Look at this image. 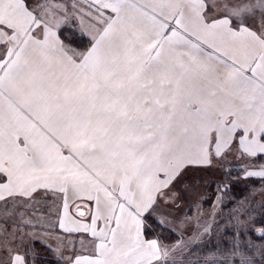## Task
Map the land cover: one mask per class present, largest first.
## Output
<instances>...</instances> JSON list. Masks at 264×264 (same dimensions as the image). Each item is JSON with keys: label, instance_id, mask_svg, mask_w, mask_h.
Returning <instances> with one entry per match:
<instances>
[{"label": "snow or ice", "instance_id": "6c2138e0", "mask_svg": "<svg viewBox=\"0 0 264 264\" xmlns=\"http://www.w3.org/2000/svg\"><path fill=\"white\" fill-rule=\"evenodd\" d=\"M233 161L264 184V0H0V264H185L159 210ZM242 223L205 264H264Z\"/></svg>", "mask_w": 264, "mask_h": 264}, {"label": "rangeland", "instance_id": "374dc122", "mask_svg": "<svg viewBox=\"0 0 264 264\" xmlns=\"http://www.w3.org/2000/svg\"><path fill=\"white\" fill-rule=\"evenodd\" d=\"M226 167L231 169V175L227 177L221 176L220 169L198 173L196 187L192 191L181 193L176 202L178 207L168 205L159 210L167 213L166 217L161 218L165 219L167 232L172 231L171 236L166 239L161 237V231L157 232L160 228H156V234L165 245L188 241L197 231L203 233V226L210 228V233L202 237L203 242L198 240L196 243L184 244L183 252L178 250L174 254L178 261L186 257L185 264H189V261L191 264H205L206 261L222 259V253L230 247V243L226 241H230L231 233L238 230L233 227L237 219L243 221L240 228L247 226L253 231L264 225V209L261 208L264 196L259 194L264 184L257 178H243L235 161ZM237 176L241 178L237 179ZM222 179L227 180L230 185L225 192L217 191V182ZM217 197L220 199L217 200ZM196 202H199V205ZM245 209H250L247 214L244 213ZM56 224L54 216L47 218V225L52 229ZM57 235L53 233L47 237L54 248ZM42 254L46 258L53 255L46 250H42Z\"/></svg>", "mask_w": 264, "mask_h": 264}, {"label": "trees", "instance_id": "16d2710c", "mask_svg": "<svg viewBox=\"0 0 264 264\" xmlns=\"http://www.w3.org/2000/svg\"><path fill=\"white\" fill-rule=\"evenodd\" d=\"M254 179H256V178H254ZM257 179H258V178H257ZM159 231H161V232H160L161 237H162V238H166V239H167V236L170 237L171 234H172V231H170V230H168V232H167V228H165L164 230L159 229L157 232H159ZM166 232H167V233H166ZM47 260H49V261H55V260H53L51 257H47Z\"/></svg>", "mask_w": 264, "mask_h": 264}, {"label": "crops", "instance_id": "0c3cea01", "mask_svg": "<svg viewBox=\"0 0 264 264\" xmlns=\"http://www.w3.org/2000/svg\"><path fill=\"white\" fill-rule=\"evenodd\" d=\"M54 220L55 221H57V218L54 216ZM53 233H56V234H61L60 233V231H59V229H58V225L56 224V226L54 227V229H52V233H51V236H52V234ZM48 243H50L49 241H48ZM50 257L53 259V260H55L56 259V257L54 256V255H50Z\"/></svg>", "mask_w": 264, "mask_h": 264}]
</instances>
